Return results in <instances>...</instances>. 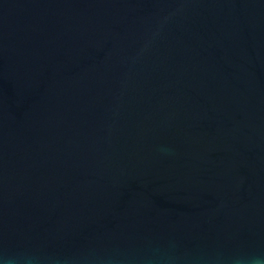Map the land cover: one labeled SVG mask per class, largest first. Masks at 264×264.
Returning <instances> with one entry per match:
<instances>
[{"label":"water","instance_id":"obj_1","mask_svg":"<svg viewBox=\"0 0 264 264\" xmlns=\"http://www.w3.org/2000/svg\"><path fill=\"white\" fill-rule=\"evenodd\" d=\"M0 264H264V0H0Z\"/></svg>","mask_w":264,"mask_h":264}]
</instances>
